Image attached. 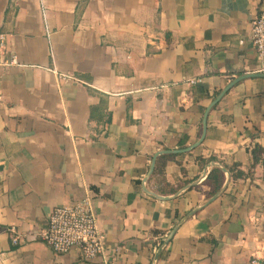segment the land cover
I'll use <instances>...</instances> for the list:
<instances>
[{
	"label": "crops",
	"instance_id": "obj_1",
	"mask_svg": "<svg viewBox=\"0 0 264 264\" xmlns=\"http://www.w3.org/2000/svg\"><path fill=\"white\" fill-rule=\"evenodd\" d=\"M262 8L264 0H0L6 56L19 59L0 66V264H153L162 233L194 210L157 264H264V154L254 166L252 154L264 148V76L240 80L214 104L235 79L264 73L251 38ZM205 117L202 143L159 155L176 156L160 159L163 178L145 181L158 151L200 140ZM198 156L238 163L246 176H231L210 203L212 167ZM167 186L177 190H155ZM88 195L104 254H58L31 239L56 207ZM12 226L24 236L18 245Z\"/></svg>",
	"mask_w": 264,
	"mask_h": 264
},
{
	"label": "built area",
	"instance_id": "obj_2",
	"mask_svg": "<svg viewBox=\"0 0 264 264\" xmlns=\"http://www.w3.org/2000/svg\"><path fill=\"white\" fill-rule=\"evenodd\" d=\"M251 38L260 58L264 61V8L252 19ZM7 34L0 32V66L18 65L17 55L6 56ZM192 83L196 79L190 80ZM2 99V95H0ZM11 240L18 245L24 239L16 227L10 229ZM31 239L44 241L54 252L63 254L78 248L85 259H92L106 252V235L98 225L91 196H86L75 204L58 206L49 217L46 228L33 231ZM251 264H262L255 256Z\"/></svg>",
	"mask_w": 264,
	"mask_h": 264
},
{
	"label": "trees",
	"instance_id": "obj_3",
	"mask_svg": "<svg viewBox=\"0 0 264 264\" xmlns=\"http://www.w3.org/2000/svg\"><path fill=\"white\" fill-rule=\"evenodd\" d=\"M180 148H186L188 147V144L186 142V138L183 137V139L180 142ZM252 154L254 156V165H256V163H258L262 158H263V154H264V148L262 146H260L259 144H255L252 148ZM175 154H168V155H163L160 157V159H170L175 157ZM160 159L159 161H157V165L153 174V177H157L158 175L161 176V178L164 177V173L162 172V166L160 165ZM198 163L200 164L201 168L205 167L206 165H208L211 162H219L224 164L227 169L230 171V174L232 176L233 179H239L241 177L246 176L245 172L243 170H241L239 168V164L235 163L233 165H228L226 164L223 160L215 157V156H210V157H204V156H198L197 158ZM227 174L225 171H223L220 167L215 166L212 167L208 177L206 178L205 182L207 185H211L212 190L210 191V193L208 194V197L211 198V196H213L216 192H218L221 187L223 186L225 180H226ZM158 193L163 194V195H169L174 193L177 188H173L170 186H167L166 189H160V188H156L155 189ZM164 237H166L165 233H162ZM161 238L160 244H163L164 239Z\"/></svg>",
	"mask_w": 264,
	"mask_h": 264
},
{
	"label": "water",
	"instance_id": "obj_4",
	"mask_svg": "<svg viewBox=\"0 0 264 264\" xmlns=\"http://www.w3.org/2000/svg\"><path fill=\"white\" fill-rule=\"evenodd\" d=\"M254 76H264V73H250V74H245V75H242L240 76L239 78L235 79L233 82H231L223 91L222 93L218 96V98L215 100L214 104L217 103L223 96L224 94L233 86L235 85L237 82H239L240 80L242 79H245V78H248V77H254ZM207 116V115H206ZM206 119L207 117H205V120H204V131L203 132V135L202 137L200 138L199 141H197L195 144H193L192 146L186 148V149H182V150H161V151H158L155 156H154V159L152 161V164L150 166V170H149V173L148 175L146 176V179L145 181H147L150 176L153 174L154 170H155V166H156V161L158 159V156L159 155H162V154H167V153H180V152H187V151H190L196 147H198L202 141L204 140L205 138V135H206ZM214 166H218L220 167L223 171H225L227 173V179L224 183V185L222 186V188L211 198L210 200V203L215 200L216 198H218L222 193L223 191L226 189L229 181L231 180V174H230V171L224 166L222 165L221 163H218V162H211L209 164L208 167H214ZM207 177V172L205 171L200 180L198 181L199 182H202L205 178ZM184 190V189H183ZM182 190V191H183ZM150 194H152L153 196L157 197V198H160V199H164L166 198V196H162V195H159L155 192H152V191H149L147 190ZM199 210V209H198ZM196 212V210L190 212L188 215L184 216L174 227L173 229L171 230V232L168 234V236L165 238L163 244L159 247V249L157 250V252L155 253V256H154V260H153V264H157V261L159 260V257H160V254L162 253V251L164 250V248L166 247V245L170 242V240L173 238V236L175 235V233L177 232L178 228L180 227V225L185 222L192 214H194Z\"/></svg>",
	"mask_w": 264,
	"mask_h": 264
}]
</instances>
